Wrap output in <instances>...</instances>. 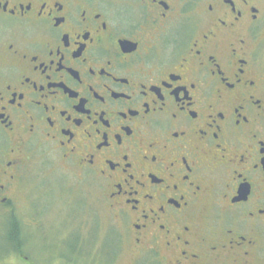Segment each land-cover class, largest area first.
I'll return each mask as SVG.
<instances>
[{
    "label": "flooded vegetation",
    "instance_id": "flooded-vegetation-1",
    "mask_svg": "<svg viewBox=\"0 0 264 264\" xmlns=\"http://www.w3.org/2000/svg\"><path fill=\"white\" fill-rule=\"evenodd\" d=\"M262 26L264 0H0V214L60 161L132 264H264Z\"/></svg>",
    "mask_w": 264,
    "mask_h": 264
},
{
    "label": "rangeland",
    "instance_id": "rangeland-1",
    "mask_svg": "<svg viewBox=\"0 0 264 264\" xmlns=\"http://www.w3.org/2000/svg\"><path fill=\"white\" fill-rule=\"evenodd\" d=\"M55 162L42 174L52 186L40 188L30 167L16 214H0V264H132L94 185Z\"/></svg>",
    "mask_w": 264,
    "mask_h": 264
},
{
    "label": "trees",
    "instance_id": "trees-1",
    "mask_svg": "<svg viewBox=\"0 0 264 264\" xmlns=\"http://www.w3.org/2000/svg\"><path fill=\"white\" fill-rule=\"evenodd\" d=\"M14 229H15V232H16V234H17V232L19 231V229H17L16 226L14 227ZM14 239L16 240V238H14ZM15 240H14V241H15ZM18 240H19V238H18ZM18 240H17V241H18Z\"/></svg>",
    "mask_w": 264,
    "mask_h": 264
}]
</instances>
